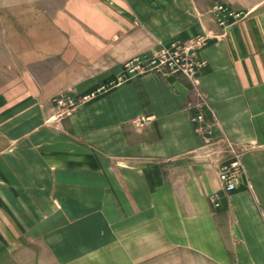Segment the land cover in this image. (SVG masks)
Listing matches in <instances>:
<instances>
[{
    "label": "crops",
    "instance_id": "obj_1",
    "mask_svg": "<svg viewBox=\"0 0 264 264\" xmlns=\"http://www.w3.org/2000/svg\"><path fill=\"white\" fill-rule=\"evenodd\" d=\"M258 8L223 26L197 0H0L15 57L0 84V264H264ZM199 32L198 83L118 81L134 56ZM91 91L56 115L54 97ZM234 154L245 173L226 192Z\"/></svg>",
    "mask_w": 264,
    "mask_h": 264
},
{
    "label": "built area",
    "instance_id": "obj_2",
    "mask_svg": "<svg viewBox=\"0 0 264 264\" xmlns=\"http://www.w3.org/2000/svg\"><path fill=\"white\" fill-rule=\"evenodd\" d=\"M218 9L217 17L221 23L227 21V15L233 12L228 10L221 4L215 6ZM236 16V15H235ZM209 35L199 33L187 39H175L168 45H162L157 49L151 50L150 54H142L131 58L127 63V71L129 75L136 76L147 72H156L163 76L173 73H180L188 77L192 82L198 83L199 71L205 62L200 56V52L207 43ZM203 115L199 114L196 119H202ZM203 126H199L198 130L202 131ZM219 179L223 189L230 192L236 189L242 178L244 177V166L239 154H234L220 166ZM217 194L212 195V199H216Z\"/></svg>",
    "mask_w": 264,
    "mask_h": 264
},
{
    "label": "rangeland",
    "instance_id": "obj_3",
    "mask_svg": "<svg viewBox=\"0 0 264 264\" xmlns=\"http://www.w3.org/2000/svg\"><path fill=\"white\" fill-rule=\"evenodd\" d=\"M200 2L201 5H204L206 7H210V11L214 14V15H217L218 13V9L215 8V6H217L218 4H221L223 7H226V13L228 12V10H231L233 12L232 15H229L226 14L228 17H227V21L225 23H221L219 20L218 22L220 24H222L223 26L224 25H228V20L229 18L230 19H233L234 21H237L239 20L241 17H244V15H247V14H251L253 15L252 17L256 18L257 15H256V11H258V7H263L264 6V0H197V2ZM236 15V16H235ZM261 17H264L262 15V12H261V15H259ZM218 19V17L216 16V20ZM13 20H10L8 23H12ZM199 33H206V32H199ZM196 34L198 33H194L192 34L190 37H188L187 39L195 36ZM207 34V33H206ZM18 36H14V35H9V38L10 39H14ZM175 39H178V38H174L173 40ZM187 39H181L182 41L184 40H187ZM2 40V36L0 35V42ZM173 40H171L170 42H172ZM209 41V37H208V40H207V43ZM207 43L204 45L206 46ZM169 43H160V46L162 45H168ZM9 48H14V46H0V84L7 79V77L11 76V71H12V67H9L8 64H12L11 61H14V58L13 56L11 55H14V51H9ZM158 48V47H157ZM155 48V49H157ZM27 53L29 55V58L31 59L32 58V52L31 50L29 51H26L25 50V55L27 57ZM143 54H150V52H147V53H143ZM139 55H142V54H138L136 56H139ZM135 57V56H134ZM133 57V58H134ZM28 58V57H27ZM5 62L8 63L7 65H5ZM8 70H9V73H8ZM122 72L124 73L122 75V78H120V80L118 81H121V80H124L123 78L125 77H128L130 76L128 71H127V67L124 66V68H122ZM118 82H113V84H117ZM112 84H109V85H101L100 86V89L101 88H106L108 86H111ZM93 91L87 93V94H73V93H65L57 97H54L52 99V103L53 105L56 107L57 109V116L58 117H62L64 115H71L73 114L74 112L78 111L80 109V107H82L89 99H91V97L93 96ZM6 116H0V121H1V118H4ZM143 245L144 244H138V248H140L141 246V249L143 250ZM159 246L160 247V244L157 243V244H154V247L155 246ZM154 263L156 264H160V258H157V259H154L153 260Z\"/></svg>",
    "mask_w": 264,
    "mask_h": 264
}]
</instances>
